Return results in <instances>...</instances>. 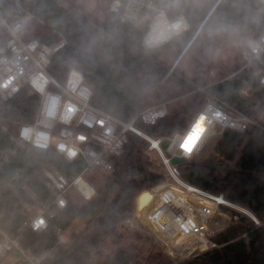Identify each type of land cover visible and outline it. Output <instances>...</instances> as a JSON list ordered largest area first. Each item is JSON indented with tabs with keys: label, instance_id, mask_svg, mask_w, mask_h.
<instances>
[{
	"label": "trees",
	"instance_id": "obj_1",
	"mask_svg": "<svg viewBox=\"0 0 264 264\" xmlns=\"http://www.w3.org/2000/svg\"><path fill=\"white\" fill-rule=\"evenodd\" d=\"M71 3L75 5L76 1L72 0ZM27 8L36 18L44 19L67 36V44L52 57L50 71L59 80L65 81L71 67L80 69L92 88L91 102L96 107L128 119L155 102L169 101L166 117L154 124L138 121V126L150 134H168L185 127L192 120L206 100L204 91H194L197 85L207 86L209 91L253 117L264 105V87L249 69L212 84L200 82L198 76L189 77L155 59L135 37L138 29L122 23L113 13L108 12L105 18H98L88 12V17L84 19L55 0H32L27 3ZM182 10L187 14L191 27L165 45L175 48L178 58H184L196 50L204 58L213 51L214 43L218 40H240L248 35L259 37L264 33V5L259 0L188 3L182 5ZM73 21L80 29L79 33L73 28ZM207 30L219 33L200 42L203 31ZM129 31L132 35L128 34ZM37 35L50 43L60 37L58 33L47 37L34 29L27 37ZM238 67L239 64L234 70ZM245 88H254L255 92L244 94L242 90ZM181 97H186L187 101L180 108L173 109L172 102ZM37 104L38 96L24 89L13 99L0 101V117L14 123L31 121ZM220 139L218 150L234 165L213 159L187 161L180 164L181 177L210 192L223 194L230 201L248 208L264 223V130L253 128L241 133L228 129ZM148 146L147 140L135 137L128 146L127 155L113 158L115 170L108 174L105 185L89 176V181L98 189L94 197L80 204L71 199L70 191L68 206L64 210H56L46 230L28 229L22 240L23 245L31 246L35 252L49 250L57 243V228L67 229L76 219L95 218L101 227L122 222L133 212L138 193L165 179L163 173L148 167L149 160L144 154ZM50 167L73 175L84 171L86 162L82 156L67 160L56 150H49L46 156L31 146L21 150L6 169V175L10 176L21 168V175L14 181L11 191L0 199V206L5 208L2 220L4 229L13 231L26 219L23 202L38 200L47 203L54 199L55 191L48 185L44 173ZM99 171L95 172L102 173ZM88 172H84L85 177ZM113 190L115 193L109 196ZM151 193L152 197L142 208L155 199V194ZM235 214L240 216L239 221L224 230L223 238L224 241H231L241 237L240 240L220 252L183 264H264V226H258L248 216L238 212ZM156 216L182 222L177 218L175 204L166 206ZM113 232L112 229L86 239H82L81 235L74 236L66 247L58 246L54 251H57V256H51L45 264H61L58 256L66 260L64 264H90L92 250ZM245 233H248L247 239L242 238ZM105 264L133 263L130 254L121 247L113 259L105 261Z\"/></svg>",
	"mask_w": 264,
	"mask_h": 264
},
{
	"label": "built area",
	"instance_id": "obj_2",
	"mask_svg": "<svg viewBox=\"0 0 264 264\" xmlns=\"http://www.w3.org/2000/svg\"><path fill=\"white\" fill-rule=\"evenodd\" d=\"M30 1L0 0V101H9L24 89L38 96L37 109L31 121L14 123L0 117V199L11 191L14 181L21 175L19 168L7 176V167L27 146L47 152L56 150L67 160L82 156L86 168L73 175H66L52 167L46 168L44 173L48 185L55 191L54 199L47 203L38 200L23 202L27 217L13 231L3 228L5 208L0 206V264L10 254L16 257L13 264H45L58 246L69 245L77 233L62 227L57 228L56 245L46 251L35 252L31 246L23 245L22 240L28 229L43 231L48 228L49 219L55 216L56 210H64L68 206L70 191H77L85 199L94 197L97 190L85 178L84 172L96 168L111 174L115 170L113 158L125 154L135 137L149 142V150L160 158L166 180L146 189L155 194V199L144 208L138 205L123 223L155 236L174 262H191L212 253L211 250H217L220 241L212 239L209 231L204 234L200 231L208 227L213 232L218 220L214 206L226 209L234 203L223 194H215L185 181L180 174V164H173L172 158L183 156L188 161L198 158L213 139L221 138L228 129L241 133L253 128L264 130V115L250 116L209 91L207 86L197 85L194 91H204L206 100L187 128L162 135L150 134L138 126V121L154 124L166 117L169 101L155 102L128 119L93 105L92 88L80 69L71 67L65 81L59 80L50 71L52 57L67 44V36L44 19L36 18L27 8ZM55 1L70 11L78 8L69 0ZM212 1L109 0L107 10L117 15L122 23L136 27L138 33L135 37L149 52L190 29L191 23L182 5ZM77 11L79 17H88L85 9ZM37 20L49 27L50 31L45 34L47 37L58 33L59 39L50 43L41 35L27 37ZM128 34L132 35V32ZM238 42L241 44L239 67L225 78L249 69L264 87V33L259 37L245 36ZM200 118L202 120L198 125ZM163 140H168L166 147L162 145ZM206 202L215 205L210 206ZM174 204L177 205V218L198 240L194 245H190L188 236L183 239L182 247L177 249L155 219L166 206ZM242 238L247 239V236ZM212 240L215 245L209 246Z\"/></svg>",
	"mask_w": 264,
	"mask_h": 264
},
{
	"label": "rangeland",
	"instance_id": "obj_3",
	"mask_svg": "<svg viewBox=\"0 0 264 264\" xmlns=\"http://www.w3.org/2000/svg\"><path fill=\"white\" fill-rule=\"evenodd\" d=\"M71 1L72 0H69V2ZM75 1H76V4L74 7L75 8L78 7L77 9L79 8L81 9L83 7V9H85L87 12H89L92 15H95L98 18H105L107 16V13H108L107 7H108L109 0H75ZM77 5H80L81 7ZM77 9L73 8L71 9V12L75 13L78 16ZM71 24L73 28L75 29V31L79 33L80 29L78 28L76 23L73 21L71 22ZM31 27L32 29H34V31L40 32L42 35L48 33L47 31H50L49 27L39 22L38 20L34 22ZM218 33H219L218 31H211V30L203 31L200 37V42H203L206 39H209L210 37H216ZM238 41L239 39L238 40H232V39L218 40L216 43H214L213 51L204 58L200 57L199 50H196L192 52L191 54H188L184 58H178L176 55L175 48L170 47V46H165V45L156 50L149 51V53L152 54L153 57H155V59L159 60L161 63H163L167 67L179 70L189 77L198 76L200 82H210V81L214 82L216 80H220V79H223L229 76L233 72L235 67L240 63L241 44H239ZM197 70H198V73H196ZM250 89L251 88H246L244 89L245 91H242V92L247 95L255 92L254 88H252V90ZM186 101H187L186 97L175 99L172 102V108L176 110L180 108L183 105V103H185ZM258 115L259 116L264 115V105L260 108ZM190 122L191 120L186 124L185 127L181 128L180 130L186 129L187 126L190 124ZM220 140H221L220 138L213 139L209 143V145L206 147V149L204 150L201 156L193 160H189L188 162L213 159V160H217L219 163H224V164L229 163L230 165H234V163L230 162L227 159V157L221 151L218 150L217 147H218ZM128 152H129V148L127 149L126 153L123 154V156L127 155ZM144 154H145V157H147L149 160L148 167L150 169H155L165 174L164 169L161 166L160 158L155 152L149 150V148L147 147L144 149ZM95 171H99V170L90 169L85 178L89 181L88 178L89 176H91L93 178H96L97 181H101L102 185H105L108 182V174L103 173V172L96 173ZM156 185H153L151 187H154ZM146 189H148V187L142 189L138 193L136 197V204L134 207L135 209L138 207V204H139L138 202L139 196ZM114 193H115L114 190L111 191L109 193V196L113 195ZM70 197L76 203L81 204L86 201L85 198L82 197L77 191H72L70 194ZM209 205L213 206L215 204H213L212 202H209ZM236 205H239V204H236ZM214 208H215V216L218 220L216 221V224L213 228V232L208 227L205 228V230L202 232L204 234V232L207 233L209 231L208 235L212 239L217 238V241H220L219 242L220 246L217 248V250H211L212 253L219 251L218 249L220 250L222 248L224 249L229 243L233 242V240L224 241L223 232L225 229H227L228 227L234 225L235 223L239 221L240 216L235 214V212H238L240 214L242 212L233 206H229L226 209H220V208L217 209L216 206H214ZM244 208L249 210L246 207ZM248 217L251 218V216H248ZM155 219L157 220V223L161 227L165 236H167V238L171 242H173L174 246L177 249H180L182 247V241H184L183 239H186V237L188 236L190 240L189 242L190 245H194L198 241L196 237L192 235V233L188 229H186V227L184 226L182 222L164 220L157 216L155 217ZM188 220H190L189 217H188ZM204 220L206 219L204 218ZM123 221L116 224L115 226L113 224L112 225L106 224L105 226L101 227L99 225L98 220L95 218L92 219L91 217H88L86 219H76L68 226L67 231L72 232V233L75 232L77 234H75L74 236L81 235L82 239H86V238H93L96 234L101 233V232H105V231L109 232V231H112V229L114 230L113 234L107 235L99 243V245L95 249L92 250L90 264H105V261L110 262L113 259V257L116 255L118 249L121 247L125 248L127 252L130 254L133 264H165V263L183 264L185 263L184 261L182 263L172 261V259L167 255V253L161 246V244L156 240L157 238L155 236H152L146 230H143L141 228H129L125 223H123ZM254 222L256 223V221ZM202 223L204 224L206 223V221H202ZM258 226L263 227L264 223H260ZM244 235L247 236L248 233L243 234L242 237ZM240 238L241 237H238L234 241H238L240 240ZM212 245H214V240L209 242V246H212ZM56 256H57V251L53 254L52 257L55 258ZM58 257L62 258L61 264H64L66 262V260L62 256H58ZM15 258L16 257L14 254H10L2 264H13L15 261Z\"/></svg>",
	"mask_w": 264,
	"mask_h": 264
},
{
	"label": "water",
	"instance_id": "obj_4",
	"mask_svg": "<svg viewBox=\"0 0 264 264\" xmlns=\"http://www.w3.org/2000/svg\"><path fill=\"white\" fill-rule=\"evenodd\" d=\"M262 3H263V5H264V0H260ZM167 144H168V140H163V142H162V145L163 146H167ZM35 150L39 153V154H41L42 156H46V154H47V151L45 150V149H42V148H35ZM188 161V159L186 158V157H183V156H174L173 158H172V163L173 164H181V163H183V162H187ZM152 197V193L150 192V191H145V192H143L140 196H139V198H138V202H139V208H142L143 207V205H145L146 203H147V201L150 199ZM209 204V203H208ZM251 212V211H250ZM253 215H254V217H251L254 221H256V223L259 225L261 222L259 221V219L256 217V215L253 213V212H251ZM241 215L242 216H250L248 213H245V212H241ZM59 259L60 260H62V258L61 257H59Z\"/></svg>",
	"mask_w": 264,
	"mask_h": 264
},
{
	"label": "bare ground",
	"instance_id": "obj_5",
	"mask_svg": "<svg viewBox=\"0 0 264 264\" xmlns=\"http://www.w3.org/2000/svg\"><path fill=\"white\" fill-rule=\"evenodd\" d=\"M201 120H202V118L199 119L198 125L201 123ZM156 191H158V190H154V192H156ZM220 201H223L222 198H220ZM232 206L235 207V208H237V209H239L242 212L248 213L251 217H254V215L249 210L245 209L244 207L239 206V205H236V204H232ZM204 230L205 229L202 228V231H200V232L202 233Z\"/></svg>",
	"mask_w": 264,
	"mask_h": 264
},
{
	"label": "crops",
	"instance_id": "obj_6",
	"mask_svg": "<svg viewBox=\"0 0 264 264\" xmlns=\"http://www.w3.org/2000/svg\"><path fill=\"white\" fill-rule=\"evenodd\" d=\"M53 256V255H52Z\"/></svg>",
	"mask_w": 264,
	"mask_h": 264
}]
</instances>
